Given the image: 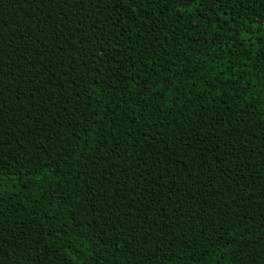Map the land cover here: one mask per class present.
Masks as SVG:
<instances>
[{"label":"trees","instance_id":"trees-1","mask_svg":"<svg viewBox=\"0 0 264 264\" xmlns=\"http://www.w3.org/2000/svg\"><path fill=\"white\" fill-rule=\"evenodd\" d=\"M0 264H264V0H0Z\"/></svg>","mask_w":264,"mask_h":264}]
</instances>
